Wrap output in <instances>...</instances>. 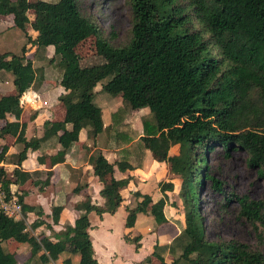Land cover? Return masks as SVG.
<instances>
[{"label":"trees","instance_id":"16d2710c","mask_svg":"<svg viewBox=\"0 0 264 264\" xmlns=\"http://www.w3.org/2000/svg\"><path fill=\"white\" fill-rule=\"evenodd\" d=\"M128 4L129 39L112 45L99 34L95 22L80 13L75 0H0V15H10V26L25 37L18 51L0 50V75H10L13 85L12 90L0 95V137L8 134L21 143L15 154L16 165L11 170L0 166V177L6 194H16L22 215L14 218L0 210V264L7 253L2 244L7 239L29 243L32 262V258L40 262L55 259L71 241V249L79 255L77 264H98L87 230V213L93 211L99 220L102 213L113 212L122 203L120 189L131 174L116 178L114 166L122 171L138 167L148 148L147 136L162 130L163 138L150 140L156 142L152 155L161 153L170 173L180 178L177 193L181 208L174 202L169 204L179 212L183 225L168 242L153 243L141 261L153 257L156 264H264V252L245 241L206 238L198 196L205 179L221 189L207 169L208 155L217 148L225 156L243 149L247 164L264 179V0H128ZM26 22L31 33L24 27ZM88 36H93L101 63L80 64L75 45ZM48 45L52 52L46 60L57 65L58 83L63 89L57 99L64 112L59 120L44 118L41 135L26 139L25 122L18 120L22 110L19 97L43 80L42 66L33 65L26 51L34 47L35 56ZM98 82L100 89L120 98L121 106L112 112L110 128L121 109L146 108L152 121H141L137 137L114 130L118 139L130 142L117 149L113 161L100 149L91 150L87 161L100 180L98 192L103 201L91 203L86 195L74 207L80 210L78 222L54 230L41 217L42 208L24 202L23 191L17 192L15 185L31 178V172L20 169L19 164L28 147H36L48 137L54 136L63 149L77 140L82 128L92 140L108 132L100 107L92 100ZM64 123L69 126L64 127ZM7 147L0 143V160L5 158ZM170 147L172 153H168ZM48 159L52 164L62 160L63 154H49ZM172 179L161 182L159 190L173 189ZM132 194L140 199L132 206L125 205L124 226L134 224L137 212L148 213L155 227L167 220L164 194L155 200L148 192L134 190ZM230 198L236 202L237 216L264 239V199L233 192L226 200ZM58 210L52 208L53 219ZM27 211L36 214L28 224L30 229L25 221ZM40 225L48 228L51 236L31 232ZM122 237L133 243L134 249L139 246L140 234L124 233Z\"/></svg>","mask_w":264,"mask_h":264},{"label":"crops","instance_id":"0c3cea01","mask_svg":"<svg viewBox=\"0 0 264 264\" xmlns=\"http://www.w3.org/2000/svg\"><path fill=\"white\" fill-rule=\"evenodd\" d=\"M30 16L31 15L28 17ZM7 19L9 22L5 21ZM3 23H5V26L0 27V30L2 28L8 27L6 28V31H8L6 35L10 37V34L8 33L13 34L14 29H16L10 26L12 23L11 16L0 15V24ZM4 34L5 33H3V35ZM18 38L19 43L21 44V36ZM3 39L4 37H1L0 35V41H3ZM48 47L52 46L48 45L46 49ZM50 55L46 54V58ZM35 65H41L43 69L41 62ZM58 75L59 73L57 70V82L51 84L49 78L43 72V80L37 87L34 88L30 86L22 92L20 96V106L22 110L18 120L25 122L24 137L26 139L41 135L43 129L42 122L44 118L48 117L58 120L62 118L64 109L60 101L57 99V94L63 89L58 83ZM12 88L13 85L11 83L10 75L1 74L0 95L12 90ZM53 96L55 100L52 99ZM105 100L107 103L114 102L115 104L114 108H112L109 112L107 123L103 122L104 126L110 128L112 125V112L119 108L121 103H118V100H120L119 96L110 95V98L106 97ZM132 111L135 110L130 109L125 112L121 109L113 117L115 119L113 128H110L108 132L99 133L93 140L87 137L86 129L82 128L83 130L80 129V131L82 130L83 138L80 141L75 140L71 142L67 148L62 149L54 136L40 140L36 147L27 148L26 156L21 160L19 168L31 172V178L27 179L21 184L15 185V187L17 192L20 190L23 191L24 202L32 205H39L42 208L43 215L41 217L46 222H48L54 230L62 228L65 224L73 225L78 222L80 210L77 211L74 209V207L76 202L83 200L86 195H88L90 198L91 203H102L103 198L98 192L101 183L97 176L92 173L91 166L87 161V156L92 149L98 148L107 158V160L113 161L116 159L118 156L117 149L129 144L130 141L125 143L122 139H118L114 134V130H122L134 134L122 127L124 122H126L125 114L132 113ZM140 133L141 131L134 135L137 137ZM149 138L153 139L154 136L148 135L147 139ZM150 142L151 147H155V140ZM0 143H6L8 145L5 156L10 151L15 150V148L18 150L21 148V143L14 141V137L8 134L0 137ZM149 151L150 150H148V148L145 149V153L140 161V165L134 169L122 171L118 170L114 166L113 175L116 178L124 177L128 173L131 174V178L128 180V183L120 189V193L123 198L122 203H120L113 212L102 213L99 220L96 219L95 213L93 211H89L87 213L89 221L87 230L91 241L93 256L95 257L98 264H146L141 260L150 252L153 243H166L175 233L179 231L178 230L170 236H167L161 232V226L166 223L167 220H169V217L165 213L164 215L167 220L155 227V223L148 213L137 212L134 224L130 227H126L123 223L122 230L119 233V237L122 239V235L124 233L128 234L129 236L140 234L138 239L139 246L137 249H134L133 243L123 239L125 242L131 244L132 248L131 252L128 247V252L125 250L122 251L120 238L117 241V244L111 240L109 229L113 219L118 215L120 216V222H124L126 215L125 205L127 204L128 206H132L137 200L140 199V196H134L132 191L139 190L140 192H148L151 195L152 200H155L161 196L158 195V178L156 176L155 168L152 166H147L146 164L147 161H149ZM54 153L63 154V159L51 164L49 163L48 155ZM4 160L5 158L1 159L0 161L3 162L5 168L7 165H10L11 168L16 165L15 162H6ZM11 168L9 170H11ZM45 178L48 179L47 183H44ZM105 178H107V176ZM39 185H41L40 188L38 187ZM53 207H59L58 212H56L55 219L52 218ZM172 216L176 218L180 216V214L177 216V211L175 208H173ZM35 217L36 214L33 211H27L25 213L27 228H29L28 224ZM40 231H43L45 234L51 236L49 229L44 228L42 225L38 226L34 230L31 229V232L36 235ZM2 244L7 250V253L2 260V264L78 263L79 255L76 251L71 249V241H67L64 249L57 255L55 259H47L41 262L36 260V258H32L34 261L32 262L30 259V244L27 242H17L12 239H7ZM164 256L165 260L169 259L167 253H164ZM151 263L154 264L152 259Z\"/></svg>","mask_w":264,"mask_h":264},{"label":"rangeland","instance_id":"374dc122","mask_svg":"<svg viewBox=\"0 0 264 264\" xmlns=\"http://www.w3.org/2000/svg\"><path fill=\"white\" fill-rule=\"evenodd\" d=\"M75 2L80 13L95 22L99 34L110 44L121 45L127 42L130 36V9L128 0H75ZM27 14L29 16L30 11H28ZM5 21L9 22L8 19ZM2 26H5V23L0 24V27ZM24 27L28 33L31 32L32 29L28 22L24 24ZM7 32L5 28L0 30L1 37H4L3 41H0V50L8 48L12 51H18L20 47L18 37L21 36L20 41L22 43L25 38L23 33L18 29H14L13 34L8 33L10 34V37H8L6 35ZM3 33L5 34L3 35ZM33 50L34 47L27 49L26 56L31 58L34 65L40 62L42 63V70L49 78L51 84L57 82V65L55 61L49 63L46 60V54H51L52 47H48L43 52L37 50L35 56H33ZM75 50L79 55L81 65H90L103 61L102 56L94 49L93 36H88L80 40L75 45ZM105 79L106 78L102 81H105ZM100 87L101 82L94 85L92 100L100 107L102 120L104 123H107L109 112L114 108L115 104L114 102L107 103L105 99L106 97L110 98V95L106 91L100 89ZM52 99L55 100L54 96ZM118 103H120V100H118ZM134 110L135 111H132V113L125 114L126 122H124L122 127L136 134L141 131V121L146 119L148 122H151L152 115L147 109ZM66 126H68V124L64 123V127ZM82 130L78 135L79 137L77 140L79 141L83 138ZM164 135V130H162L153 136L155 140H157L163 138ZM150 140V138L147 139L148 150L150 151L148 153L149 161H147L146 164L147 166L155 168L158 185L165 180L171 179V177L175 183L174 188L171 190L166 189L163 192L160 190L158 191V195L162 196L164 194L166 202L164 205V213L169 217V220L161 226V232L170 236L177 232L183 225L182 217L179 216L178 212V218L172 216L174 205L169 204L170 202H174L176 205H180V199L177 193L180 178L170 173L168 162L162 158L161 153H156L158 154L157 157L152 155ZM159 141L160 140H158V143ZM17 150L18 149L15 148V150L6 154L4 161L15 162ZM173 151V147L168 149V153H172ZM246 160L247 154L243 149L233 150L230 152L229 156H225L218 148L209 153L207 169L213 177L220 182L221 189H215L212 181L205 179L198 192L199 211L202 217L206 238H237L247 242L252 248H258L264 252V239L261 240L258 238L249 222L237 216V205L235 200L232 198L226 200L230 192L236 194L244 193L250 198L264 199V179L257 175L255 168L250 167ZM6 168L9 170L11 166L7 165ZM110 226L109 232L112 242L117 244L120 238L122 245H120L122 247L121 250L128 252L129 249L131 252L132 245L119 237V233L123 227V222H120V216L117 215ZM151 259L154 264H156V260L153 257H151L149 261L144 262L146 264H152Z\"/></svg>","mask_w":264,"mask_h":264},{"label":"built area","instance_id":"2783aa9c","mask_svg":"<svg viewBox=\"0 0 264 264\" xmlns=\"http://www.w3.org/2000/svg\"><path fill=\"white\" fill-rule=\"evenodd\" d=\"M21 96V95H20ZM20 104V97H19ZM0 166L5 167L3 162L0 161ZM0 210L5 214L10 215L14 218L21 217V206L20 202L17 200L16 194H6L2 180L0 177Z\"/></svg>","mask_w":264,"mask_h":264}]
</instances>
